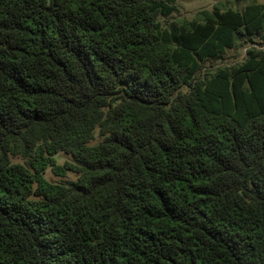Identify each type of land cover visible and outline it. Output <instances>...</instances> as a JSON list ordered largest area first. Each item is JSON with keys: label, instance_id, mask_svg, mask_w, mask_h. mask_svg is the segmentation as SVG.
<instances>
[{"label": "trees", "instance_id": "16d2710c", "mask_svg": "<svg viewBox=\"0 0 264 264\" xmlns=\"http://www.w3.org/2000/svg\"><path fill=\"white\" fill-rule=\"evenodd\" d=\"M177 11L0 0V264H264V4Z\"/></svg>", "mask_w": 264, "mask_h": 264}, {"label": "rangeland", "instance_id": "374dc122", "mask_svg": "<svg viewBox=\"0 0 264 264\" xmlns=\"http://www.w3.org/2000/svg\"><path fill=\"white\" fill-rule=\"evenodd\" d=\"M178 1V11L174 14L176 17H186L192 19L194 15L203 9L212 10L215 6H220L224 8H235L238 10L243 9L251 1L264 4V0H177ZM264 47V46H263ZM245 49L238 48L229 50L225 55V58L211 63L214 67H219L223 65H230L237 61L243 59L245 55ZM58 163L63 164L67 159L64 154L58 155ZM70 179H74L75 175L69 174ZM46 178L50 181H60L62 178L55 176L50 170L46 172Z\"/></svg>", "mask_w": 264, "mask_h": 264}]
</instances>
